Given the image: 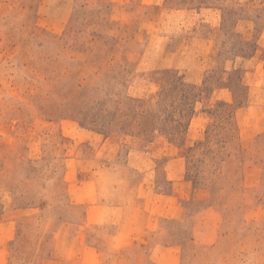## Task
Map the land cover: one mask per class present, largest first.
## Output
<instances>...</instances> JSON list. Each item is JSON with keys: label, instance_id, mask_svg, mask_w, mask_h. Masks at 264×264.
I'll return each instance as SVG.
<instances>
[{"label": "rangeland", "instance_id": "rangeland-1", "mask_svg": "<svg viewBox=\"0 0 264 264\" xmlns=\"http://www.w3.org/2000/svg\"><path fill=\"white\" fill-rule=\"evenodd\" d=\"M0 264H264V0H0Z\"/></svg>", "mask_w": 264, "mask_h": 264}]
</instances>
